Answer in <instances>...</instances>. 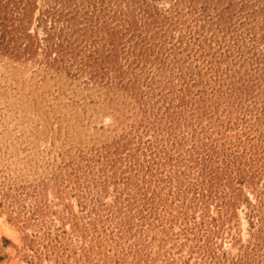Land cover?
I'll return each mask as SVG.
<instances>
[{"label":"rangeland","instance_id":"rangeland-1","mask_svg":"<svg viewBox=\"0 0 264 264\" xmlns=\"http://www.w3.org/2000/svg\"><path fill=\"white\" fill-rule=\"evenodd\" d=\"M0 264H264V0H0Z\"/></svg>","mask_w":264,"mask_h":264}]
</instances>
